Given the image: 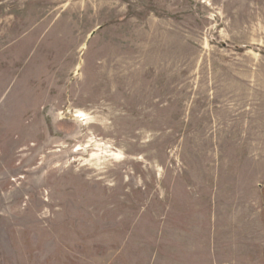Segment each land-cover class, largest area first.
<instances>
[{
    "label": "rangeland",
    "instance_id": "374dc122",
    "mask_svg": "<svg viewBox=\"0 0 264 264\" xmlns=\"http://www.w3.org/2000/svg\"><path fill=\"white\" fill-rule=\"evenodd\" d=\"M0 264H264V0H0Z\"/></svg>",
    "mask_w": 264,
    "mask_h": 264
},
{
    "label": "water",
    "instance_id": "95a60500",
    "mask_svg": "<svg viewBox=\"0 0 264 264\" xmlns=\"http://www.w3.org/2000/svg\"><path fill=\"white\" fill-rule=\"evenodd\" d=\"M93 34V33H92Z\"/></svg>",
    "mask_w": 264,
    "mask_h": 264
}]
</instances>
